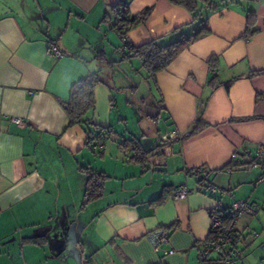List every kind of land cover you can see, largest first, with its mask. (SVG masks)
<instances>
[{"label": "crops", "instance_id": "crops-1", "mask_svg": "<svg viewBox=\"0 0 264 264\" xmlns=\"http://www.w3.org/2000/svg\"><path fill=\"white\" fill-rule=\"evenodd\" d=\"M117 1L0 0V264H82L81 246L89 264H200L197 254L209 237L211 214L237 199L250 201L257 212L237 218L231 246L243 258L231 264H264V181L255 183L261 168L251 164L257 144L264 158V72L250 75L264 70V0L243 2L257 15L258 31L248 39L241 38L246 27L241 7H218L208 14L211 32L156 73L162 128L157 138L172 131L177 137L165 151L159 148L165 163L148 157L144 165L114 136L112 149L109 140L90 148L79 125L64 129L61 101L74 81L89 73L102 79L88 116L110 128L113 88L123 93L137 87L129 72L141 63L120 59L119 34L110 23ZM149 6L146 21L127 32L133 45L156 37L171 41L177 27L189 29L192 16L182 6L129 0L130 14ZM52 45L62 51L60 58L50 54ZM212 55L219 59L218 80L233 79L228 88L207 83ZM199 112L208 125L186 136ZM111 154L125 158L120 163ZM80 167L108 176L88 213L81 207L86 176ZM197 167L211 171L219 192L210 193L186 172ZM165 185L169 196L151 203ZM180 186L188 193L175 198ZM157 227L170 228L164 247H172V254L153 250L147 233ZM219 259L215 254L203 264Z\"/></svg>", "mask_w": 264, "mask_h": 264}, {"label": "trees", "instance_id": "trees-1", "mask_svg": "<svg viewBox=\"0 0 264 264\" xmlns=\"http://www.w3.org/2000/svg\"><path fill=\"white\" fill-rule=\"evenodd\" d=\"M168 1L173 5L182 6L187 11H189L192 16V20L190 24H188L189 29L185 30L182 29L183 27H177L174 32H177L178 36L176 39L171 41H166L163 37H156L139 45H133L131 42H129L127 50L119 53L121 60L137 59L140 61L141 67L145 71L143 79L146 81L151 79L154 85H156L155 75L158 71L166 69L172 63V61L192 42L204 37L211 32L208 22V14L211 11L216 10L218 7L226 6L229 3L241 7L246 17V27L243 34L241 35L242 39L246 40L258 31V28H256L257 15L255 10L253 8H247L243 3L247 0ZM113 9L114 16L113 18H110L111 27L119 35H127V32L132 27L142 24L146 21L152 7H145L138 13L130 14L129 0H118ZM207 63L209 65L210 72L212 73L208 77L207 83L211 89H214L222 83L218 80L216 73H214L218 68L219 59L216 55H212L209 57ZM262 72H264V70L251 71L250 75L260 74ZM232 80L233 79L227 80L222 84L228 88ZM101 82L103 81L97 73H89L86 76L74 81L70 86L68 98L65 101H61V106L67 118V123L64 129L72 125H79L84 130L86 135V145L90 148L95 141H100L103 147V144L106 143L107 140L113 138V130L110 127L96 124L88 116V114L93 111L95 105L94 88ZM200 114L201 112H199L198 117L186 136H191L208 125L201 119ZM128 141L130 143H127ZM128 141H123L120 143L121 149L132 152V160L142 165L147 162L148 154H154L156 149L158 153L161 154L159 148L162 146V143L160 142L155 144L152 149L145 150L141 147L136 139H129ZM200 169L211 172L204 167H200ZM80 170L84 172L86 176L85 187L81 199V207L83 208L102 195L104 182L108 176L103 171H95L88 167H80ZM189 172L190 169L187 170V173ZM197 180L201 185H204L210 193H212L210 190V185L207 182H205L200 177H197ZM170 188V185H165L161 193L156 198H154L151 203H162L169 196ZM164 228L170 230L169 227ZM209 238L210 230L208 239ZM79 254L82 264L90 263V260L84 254L82 246L79 248ZM207 261H209V259L204 262ZM155 264L166 263L158 262Z\"/></svg>", "mask_w": 264, "mask_h": 264}, {"label": "built area", "instance_id": "built-area-1", "mask_svg": "<svg viewBox=\"0 0 264 264\" xmlns=\"http://www.w3.org/2000/svg\"><path fill=\"white\" fill-rule=\"evenodd\" d=\"M119 38L120 45L117 50L121 53L122 51L127 50L130 39L126 34L119 35ZM50 54H52L55 58H60L62 56V51L57 46L52 45L50 46ZM11 121L17 125H22L24 123L23 119L20 117H11ZM176 137L177 134L173 131L160 135L164 151L168 148L170 140ZM95 147L102 148L101 142H97ZM251 164L252 166H259L261 168V174L257 177L255 183L264 181V158H262V144H257L255 160ZM189 173L196 177H200L207 182L210 185L212 193L219 192V187L213 184L210 179V172L207 170H201L200 167H197L190 169ZM187 193V187L180 186L174 193V197L184 198ZM260 206L264 207V198L260 200ZM256 212L257 208L246 199H237L228 207L218 208L215 212H213L210 216V238L204 243V246L198 250L197 255L199 263L203 264L204 261L209 259L212 252H216L220 258L219 264H231L235 259L240 258L242 252L238 248L231 246L236 220L242 214L254 215ZM258 235L259 234L256 231L252 233V237H257ZM147 239L152 245L153 250L156 252L164 255L172 254L174 252L172 247H164V245L168 243L169 239V230L164 227H157L150 230L147 233Z\"/></svg>", "mask_w": 264, "mask_h": 264}, {"label": "rangeland", "instance_id": "rangeland-1", "mask_svg": "<svg viewBox=\"0 0 264 264\" xmlns=\"http://www.w3.org/2000/svg\"><path fill=\"white\" fill-rule=\"evenodd\" d=\"M134 68L137 70L129 73H132L134 79L133 84L137 86L136 88H126L124 90L126 92L123 93L119 92L118 87L113 88L116 104L113 109L115 121H113L111 128L113 130V136L118 142L121 143L129 139H136L143 149L150 150L156 143H159V139L157 138L158 131L162 130L159 119L157 120L158 112L161 110L159 103L160 97L152 80L149 79L146 81L143 79L142 67L135 66ZM114 140L107 141L106 146L109 149H112L111 147L115 143L113 142ZM127 143L130 142L128 141ZM154 152V154H148L147 157H149V160L156 163L166 162L161 157V154L158 153L157 149ZM103 154L105 157L110 156L108 151H104ZM111 155H113V159H119L120 163L125 158L124 154ZM95 158L99 157L95 155ZM163 174L166 176L165 172ZM104 199L107 200L106 198ZM86 206L88 213L91 208H89V204ZM82 217L84 218V216ZM215 254L217 255L216 252H212L210 256L214 257ZM242 258L235 259V262L240 263Z\"/></svg>", "mask_w": 264, "mask_h": 264}]
</instances>
